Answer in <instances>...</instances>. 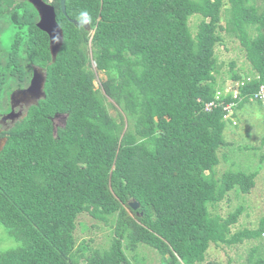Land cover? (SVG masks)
I'll use <instances>...</instances> for the list:
<instances>
[{"label": "trees", "instance_id": "trees-1", "mask_svg": "<svg viewBox=\"0 0 264 264\" xmlns=\"http://www.w3.org/2000/svg\"><path fill=\"white\" fill-rule=\"evenodd\" d=\"M51 3L64 31L56 55L30 0H0V32L12 35L3 47L0 34V224L18 243L0 250V264H145L141 245L160 264H215L212 243L262 236L264 220L232 231L244 206L227 216L213 209L230 192H250L262 166L234 159L232 147H258L231 145L224 131L244 103L264 107V0H66V13ZM82 16L88 28L70 21ZM225 33L252 67L231 68L237 97L224 96L236 101L227 117L223 105L206 108L224 88L216 46ZM34 66L47 72L46 97L5 127L11 94L30 84ZM96 71L105 75L98 88ZM84 212L110 226L107 247L76 235Z\"/></svg>", "mask_w": 264, "mask_h": 264}, {"label": "rangeland", "instance_id": "rangeland-1", "mask_svg": "<svg viewBox=\"0 0 264 264\" xmlns=\"http://www.w3.org/2000/svg\"><path fill=\"white\" fill-rule=\"evenodd\" d=\"M51 1L52 0H49V2ZM223 16H225V8L223 9ZM192 23L195 25L197 19L195 18L192 20ZM222 24L226 25V20H224V18ZM193 29H195V27ZM2 31L3 32H0L1 36H5L2 45L3 47H7L12 40V35L9 36L6 30ZM92 33L93 32H91V34ZM216 53L220 68V72L217 74L218 79L224 83V88L220 93L226 96L231 92H237L231 87V68L234 66V71L243 75L252 70L251 64L247 60L241 46V41L233 34L225 33L224 41L216 46ZM93 65L96 67L95 61H93ZM104 78V73L96 71V78L94 79L96 88L101 85ZM245 78L248 80L251 79V77L247 76H245ZM243 81L244 79H241L237 85L241 84ZM261 101L264 102V98ZM109 111L113 115L117 114L116 108L110 105ZM8 112L6 113L8 114ZM6 113H4V115ZM232 118H234V123L228 124L224 131L226 140L230 142L231 145L235 144V146L251 144L258 147L252 150H243L241 154L236 152L232 147L231 150L232 154H234V159L248 156L245 160L249 164L246 163V165L252 164L255 168L259 167L261 164L262 166L256 176L255 185L250 192L241 193V195L230 192V194H232L230 199L225 198L222 200L218 208L213 209V211H218L222 216H227L231 211L236 209L237 205H242L244 206V210L239 215L237 223L232 225V231H237L246 227L249 229H258L264 220V161H262V163L259 162V156L257 155L261 153L264 154V145L259 149L260 145H262L264 136V107L255 100L246 102L241 108L239 107L237 109V114L232 115ZM1 121L5 127L10 126V120H3L1 118ZM62 122L63 116L58 115L55 118L56 125H60ZM229 148V146L222 147L220 153L230 152ZM218 169L224 171L225 162L219 165ZM77 224L76 235L78 238H87L88 240L93 238L91 244L94 246L101 245L107 247L109 245L112 237L109 233V225L99 222L88 212L79 215ZM17 245L18 243L14 237L7 232V228L0 224V250L16 247ZM258 253L264 256V233L259 238H247L240 243L232 245L222 243L218 245L212 243L208 250L207 260L213 261L215 264H254L249 260L253 254ZM137 254L139 255V259H141L143 255L145 256V264H160V255L149 246L141 245L137 250ZM207 260L205 262H207Z\"/></svg>", "mask_w": 264, "mask_h": 264}, {"label": "water", "instance_id": "water-1", "mask_svg": "<svg viewBox=\"0 0 264 264\" xmlns=\"http://www.w3.org/2000/svg\"><path fill=\"white\" fill-rule=\"evenodd\" d=\"M38 10L40 19L37 22L39 28L45 31L50 37V48L53 55H56L64 42V31L57 20L55 6L46 0H30ZM61 7L66 13V0H60ZM70 21L78 26L88 28L89 22L85 16L79 19L70 18ZM94 32V31H93ZM47 81V72L40 66H34L33 76L30 84L24 88L15 89L11 94V110L3 115V120H10L14 124L18 119L24 117L29 108L37 104L39 100L46 97L45 85ZM21 107V109H18ZM25 108V109H24ZM58 116V114L56 115ZM7 142V137H0V152ZM133 209H137L140 203L136 200L129 202Z\"/></svg>", "mask_w": 264, "mask_h": 264}, {"label": "built area", "instance_id": "built-area-1", "mask_svg": "<svg viewBox=\"0 0 264 264\" xmlns=\"http://www.w3.org/2000/svg\"><path fill=\"white\" fill-rule=\"evenodd\" d=\"M259 95H264L263 87H262V90H260V92L257 94V96H259ZM223 102H224V95L222 93L218 92L217 95H216V99L215 100H212V101L206 103V108L210 109L213 106L221 105ZM231 106H232V104H228L225 107L227 109H230Z\"/></svg>", "mask_w": 264, "mask_h": 264}, {"label": "bare ground", "instance_id": "bare-ground-1", "mask_svg": "<svg viewBox=\"0 0 264 264\" xmlns=\"http://www.w3.org/2000/svg\"><path fill=\"white\" fill-rule=\"evenodd\" d=\"M260 92V91H259ZM264 93V91H263ZM230 94V93H229ZM259 96H264V95H259ZM234 97H237V93H234ZM228 104H232L231 108L230 109H227L225 106L228 105ZM221 105H223L224 107V110H226L227 114L225 115L226 117L231 115L230 112H232V110L234 109V106L236 105V101H232L230 103H222Z\"/></svg>", "mask_w": 264, "mask_h": 264}, {"label": "clouds", "instance_id": "clouds-1", "mask_svg": "<svg viewBox=\"0 0 264 264\" xmlns=\"http://www.w3.org/2000/svg\"><path fill=\"white\" fill-rule=\"evenodd\" d=\"M48 2H49V1H48ZM50 3H51V2H50ZM93 31H94V30H92L91 32H93ZM93 33H94V32H93ZM93 33H92V34H93Z\"/></svg>", "mask_w": 264, "mask_h": 264}, {"label": "flooded vegetation", "instance_id": "flooded-vegetation-1", "mask_svg": "<svg viewBox=\"0 0 264 264\" xmlns=\"http://www.w3.org/2000/svg\"><path fill=\"white\" fill-rule=\"evenodd\" d=\"M18 109H21V107H18Z\"/></svg>", "mask_w": 264, "mask_h": 264}]
</instances>
